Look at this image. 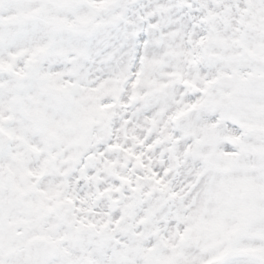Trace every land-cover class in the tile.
<instances>
[{
    "label": "snow or ice",
    "instance_id": "1",
    "mask_svg": "<svg viewBox=\"0 0 264 264\" xmlns=\"http://www.w3.org/2000/svg\"><path fill=\"white\" fill-rule=\"evenodd\" d=\"M0 264H264V0H0Z\"/></svg>",
    "mask_w": 264,
    "mask_h": 264
}]
</instances>
